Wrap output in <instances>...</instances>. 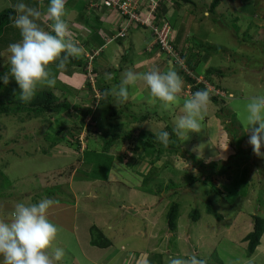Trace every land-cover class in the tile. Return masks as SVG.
<instances>
[{"label":"rangeland","instance_id":"rangeland-1","mask_svg":"<svg viewBox=\"0 0 264 264\" xmlns=\"http://www.w3.org/2000/svg\"><path fill=\"white\" fill-rule=\"evenodd\" d=\"M193 1L192 4L186 0H172L170 10L174 11V16L170 15L168 21L178 27L182 36L178 47L190 56L193 64L198 63L197 70L187 65L185 57H182L185 63L182 66L176 58L172 60L166 54L160 58L159 52L153 57H139L143 59L137 67L136 56L144 53L140 48L145 46L140 34L135 33L136 56L125 53L126 59L121 63V55L117 52L112 61H105L106 64L96 62L95 66L101 67L103 74H99L101 80L98 82L91 74L92 91L84 83L86 69L83 64H67L60 71L59 74L64 71L72 83L58 75L55 87L43 88L51 89L58 98L70 103L66 110L47 112L44 116L31 113L1 117L0 205L3 207L0 219L10 218L8 214L16 202L30 204L44 197L54 199L57 203L49 210V219L60 232L53 247L62 248L64 252L58 264H93L84 257L82 239L90 224L111 240L113 251L124 246L123 249L134 255L131 264H137L143 252H147L148 264H167L169 257L191 254L206 259L207 264H264V234L252 256H247L243 242L252 230L251 215L264 216V156L254 154L248 143L250 132L245 131L248 98L264 95V0H221L215 12L210 10L213 0ZM18 2L21 0H0V12L14 8ZM22 2L39 6V0ZM157 2L153 0L155 5ZM73 7L72 10L67 7L71 13L72 34L86 49V55L91 56L89 46L82 40L86 23L88 35H92L91 23L87 13L73 10ZM42 26L48 28L47 23L42 22ZM139 31L150 35L149 31ZM21 39L18 29L12 25L5 28L0 37V70L8 64V46ZM149 43L153 45L154 40ZM113 46L104 48L103 57L114 53ZM146 48L153 50L151 46ZM210 48L219 50H208ZM99 54L97 51L92 56ZM86 55L79 60L90 59ZM108 66H114L110 74L117 75L120 81L128 69L147 72L157 68L166 72L171 68L177 71L184 80L180 104L165 110L160 101L150 96L143 81L128 86L126 102H118L113 97L102 101L99 85L118 86L113 79H105L104 69ZM91 68L89 63V72ZM181 68L184 75L196 80L195 85L206 84L212 91L209 95L218 94L213 91V84L220 83L222 90H227L222 98L224 102H210L201 132H190L184 139L179 138L177 152L164 147L151 152L144 141L133 144L126 140L109 145L106 134L118 123L123 124L126 134L132 135L142 131L155 135L161 130L169 131V126L174 127L176 119L183 114V100L194 93V85L179 72ZM209 68L223 72L224 77L217 71L209 73ZM13 81L11 78L7 85L15 84ZM233 89L238 94L232 100L228 94ZM69 94L74 96L73 102L68 99ZM74 106L92 108L84 123ZM221 107H226L224 113L220 112ZM146 115L148 120L143 118ZM62 127L66 129L60 133ZM155 139L159 142L156 135ZM170 142L173 143L171 138ZM134 145L140 148L135 150ZM106 148L108 154L137 173L144 176L151 172L148 182L136 181L130 172L127 184H139L135 188L127 189L115 180H89L92 175H100L97 168L100 170L104 159L98 157L96 151L104 153ZM84 150L89 151L88 160L84 159ZM261 151L264 152V148ZM70 166L73 167L71 176L62 177ZM216 188L220 192H216ZM208 201H212L220 219L208 212ZM172 202H178L179 211L177 227L169 231L166 215ZM195 208L201 211L198 221L190 218ZM110 225L112 231L108 229ZM116 228L122 235L115 232ZM154 246L156 248L152 249ZM108 250L99 248L98 254L88 253L94 262L98 258L108 260V264H126L125 255L117 257L119 253L116 252L112 258ZM151 250V254L148 253ZM152 256L154 258H150ZM0 264H3L1 258Z\"/></svg>","mask_w":264,"mask_h":264},{"label":"clouds","instance_id":"clouds-1","mask_svg":"<svg viewBox=\"0 0 264 264\" xmlns=\"http://www.w3.org/2000/svg\"><path fill=\"white\" fill-rule=\"evenodd\" d=\"M146 1L151 4V12L147 14L145 9L142 16L148 20V24L133 22L127 27L126 34L119 37L129 36V27L140 26L147 29L159 52H164L172 60L176 58L177 63L180 62L184 66L181 50L174 44L180 32L175 30L168 18L158 22L152 12L161 7L166 0H158L156 5L153 0ZM66 4L67 0H49L45 9L44 0H39L38 7L29 6L21 0L14 5L16 16L12 26L19 30L22 39L8 46L7 63L10 69L0 79L5 85L11 78L15 79L21 90L18 98L22 102H31L39 89L55 87L56 73L66 68L70 58L80 59L86 55V49L72 34L71 13ZM42 22L48 24L47 29L42 26ZM163 24L169 27V43L176 55L168 53L162 47L154 31V27ZM119 31H122L121 28ZM105 79L111 81L113 77L106 73ZM138 81H143L147 85L150 96L160 101L165 110L172 105L180 104L184 80L171 68L166 72L157 68L147 72L128 69L123 74L120 85L105 89L102 96L105 99L113 97L118 102H126L129 98L128 86L135 85ZM216 91L218 94L221 92L222 97L226 95L223 90ZM210 102V95L206 90H198L185 98L183 114L176 119L173 133L184 139L190 132H201L202 121ZM245 112L247 125L245 131L250 132L248 143L252 146L254 154L264 156V152L261 151L264 148V95L248 98ZM155 135L165 147L168 146L171 136L169 131L161 130ZM56 203L49 197L30 204L16 202L8 214L10 218L0 219V257L3 258V264H58L61 261L63 249L53 247L60 229L49 219V210ZM2 207L3 205H0V208ZM167 264H207V260L191 254L186 257H169Z\"/></svg>","mask_w":264,"mask_h":264},{"label":"trees","instance_id":"trees-1","mask_svg":"<svg viewBox=\"0 0 264 264\" xmlns=\"http://www.w3.org/2000/svg\"><path fill=\"white\" fill-rule=\"evenodd\" d=\"M44 1L49 3V0H44ZM186 1L190 2L192 4L194 3L193 0H186ZM220 2H221V0H213L211 5H210V10L212 12H215V9H216V7L219 6ZM95 3H97V5L96 6L94 5L92 7V9L99 10V9L105 8V9L114 10L116 12H119L117 9L108 7L105 4L101 3L100 0H93V1L86 0V6L89 8L91 7V4H95ZM140 4H141V8L138 9L137 11L141 15H144L145 9H146L147 14L151 12V10H150L151 4L149 3V1H146V0L144 2L141 1ZM162 5L163 4H161V7H162ZM161 7H157L156 9L152 10V12L155 15L156 19L158 20V22H161V21L167 19L166 13L168 11L163 10ZM96 10H94V11H96ZM83 13H86V11H83ZM98 13H100V12H98ZM102 13H104L103 10H101V15H102ZM15 16H16V12H15L14 8H7V9L3 10L2 12H0V37L3 35L5 28L12 25V21L15 18ZM100 18L101 17L98 15L97 19L99 20ZM124 20H125V24L122 27H120L121 30L124 27H126V24L128 23L127 17H125ZM96 28L97 27H95V29ZM120 28L113 30L109 34L107 32L100 33L99 31L94 30L92 33V35H94V37H92V35H91L89 39L86 38L85 40H83V42L85 41V43L89 46L88 51L91 54V56H88V55H86V56H88L90 59L86 58L84 62H83V60L73 59V58H70V60H69V63H68L69 65H73V64H78V65L83 64L84 65V69H86V71L84 73L85 74L84 83H87L89 85L88 89L91 91L93 90V89H91V85H90L91 74L95 77L97 82L99 80H101L100 79L101 77L99 74H103V72H102L101 67H99L98 65L104 64V63L106 64L105 61L110 60L108 57H106V55L103 57L104 48H105L104 45H107L108 42L109 43H122L124 41V39L128 38V36H125L124 38L116 36V34H118L120 32L119 31ZM131 28L132 27L128 28L129 32H130ZM85 31H87V30H85ZM79 33L80 32H78V34ZM102 35L104 37H102ZM180 42L182 43V36L177 37L174 41L175 47L177 49H179L178 45ZM98 45H100V47L97 48ZM131 50L132 49H130V51ZM208 50L216 51V50H219V48H210ZM97 51H99V53H100L99 55H101V57L99 55H95V57L92 56ZM181 51H182V49H181ZM161 54H164V52L163 53L161 52ZM181 54H182L183 58L185 57L184 59H186L187 65H189V67L192 70H197V68H198L197 64L198 63L193 64L192 59H190V56H187V55L183 54L182 52H181ZM107 56H109V55H107ZM96 62L98 64L97 66H95ZM89 63L92 66L90 72L88 69ZM112 68H114V66H112V67L108 66L104 69V71H106V73L110 74V73H112ZM9 69H10V65L9 64L5 65L2 68V70H0V77H2L5 73H7L9 71ZM183 71H184L183 68H181L179 72L184 75L185 73H183ZM208 71H209V73H210V71H217L221 75V77H224V75L221 74L223 72H221L217 69L209 68ZM59 73H60V71L56 73L57 77H58V75H60L61 78H65V80L68 83H72V82H69L70 77L66 76L64 71L61 74H59ZM184 76L192 85H194V87L192 89L193 92H196L198 90H206L209 93L212 92V91L208 90V87L204 83H199V84L195 85V83H196L195 79H193L188 74H186ZM78 77L80 78V81L81 80L83 81L82 77H80V76H78ZM1 80L2 79H0V119H1V117H10L11 115L22 116L23 114L28 115L31 113H33L34 116H40V115L44 116L47 112L61 113L62 111L66 110L69 107L70 103L68 104V103H66V101L58 98L56 96V94L51 89H43V88L39 89L37 91L35 97L31 100V102H28V103L22 102L18 98L21 90L19 88V85L16 83L15 79L13 81V82H15V84H12L11 86L4 85L1 82ZM75 80L76 79H74V81ZM120 80L121 79L118 78L117 75H114L112 82L116 83L117 85H120V83H121ZM213 86H214L213 91H215V92H216V90H222L223 89L221 87L220 83L217 85L213 84ZM99 87H100L99 90H100L101 94L103 93V91L105 89H107L106 86L99 85ZM224 90L227 91L226 89H224ZM237 94H238L237 91L235 89H233L232 92L230 94H228V96L233 100V99H235L234 97H236ZM241 96L244 97V93L241 94ZM101 98H103L102 101H104L105 98L103 96ZM222 98H224V97L220 96L219 94L210 95V100L213 103H218L220 100H222V102H224V100ZM68 99L70 100V102H73L74 96L69 94ZM74 108H75L77 115L80 117V120L82 123H84L85 118L92 111V108L90 106H85L83 108H81L79 106H74ZM224 108H226V107H221L220 112L224 113V111H225ZM143 118L148 120L149 116L146 115ZM123 127L124 126L122 123H118V124L114 125L112 130H110L106 134L107 135V142L109 145L116 143V142L126 141V140H129L130 143H133V144L144 141V145L147 147V149H150L151 152H154L157 149L159 150L163 147L164 148H170L171 150H173L175 152H177L179 150L180 143H179V141L177 142V140H179V138L173 133V131H172L173 127H171V126H169L167 129L171 133L170 138L173 140L174 144L169 142L167 147H165L160 141L157 142L155 139V135L151 132L142 131L138 135L126 134L123 130ZM65 129H66L65 127H62L59 132L61 133V132L65 131ZM139 148H140L139 145H134L135 150H138ZM106 149L107 150H106V152L104 151V153L96 151L97 156L100 158H104V159H103L102 165L100 166V170L97 168V171L100 172V175H92L89 180L94 181V182L96 179L106 180V181L115 180L118 184L121 183L124 186L128 187L127 189L135 188L139 185L138 184L136 186H132V185L127 184V181H129V177L131 176V174H134L136 181H138L140 183L141 182L145 183L146 180L148 182L149 176L152 174L151 172L144 174V176L139 172L137 173L133 169L129 168L128 165L124 164L120 159L113 157V155H111V154H108L107 153L108 148H106ZM84 151H85L84 152V159L88 160L87 154L89 151L88 150H84ZM119 167H121L122 169L120 170ZM67 168L68 169L63 172L62 177L63 176H69V175L71 176V173L73 171V167L70 166ZM91 172H94V171L91 169ZM215 190H216V192H220L217 188ZM178 211H179L178 202H172L170 204V207H169V209L167 211V215H166V218L168 220L167 224H168L169 229H170L169 231H174L177 227ZM208 212L215 215L216 218H218V219L221 218V215H219L217 213L216 209L214 208L212 201H208ZM200 217H201V211L199 209L195 208L191 211L190 218L193 221H198L200 219ZM251 218H252V223H251L252 224V230L243 238V242L246 244L247 256H252L256 252V249L260 245L261 238L264 234V216H262L260 214H252ZM95 228H96L95 226L92 228V243L94 245L101 247V248L110 247L112 244L111 240L107 236H105L102 233V231H100V233H99L98 232L99 229L96 230ZM0 258H1V260L3 259L2 257H0ZM219 264H221V263H219Z\"/></svg>","mask_w":264,"mask_h":264},{"label":"crops","instance_id":"crops-1","mask_svg":"<svg viewBox=\"0 0 264 264\" xmlns=\"http://www.w3.org/2000/svg\"><path fill=\"white\" fill-rule=\"evenodd\" d=\"M73 2H75V5L73 4ZM170 2H172V0H167L162 5V9L168 11L166 13V17L169 20H170V15L174 16V11L172 12V10H170L171 9ZM48 4H49L48 2L44 1V5H46V8H47ZM79 4H80V6H79ZM66 7H69V10H72V7H73V10H76V11H79V12L86 11V13L88 15V18L90 20L88 22L91 23V25H89L90 26L89 29H90L91 33H93L94 30H97L100 33L107 32L109 34L113 30L118 29V28L122 27L125 24L124 18L122 16H120V14L118 12H116L114 10L105 9V8L96 10V9H92L93 6H91L89 8V7L86 6V0H67ZM94 10H96V11H94ZM101 10H103V12H104V13H102V15H101ZM98 12H100V13H98ZM98 15L101 17L99 20L97 19ZM85 25L86 26L83 29V32L85 34L83 35L82 40H85L86 38H88V39L90 38V36L88 35V24L86 23ZM172 25L175 28V30H177L178 27L176 26V24H172ZM93 27H97V28L93 29ZM139 29L140 30H144V31H148L147 29H144V28H142L140 26L132 27L130 29V34H129L128 38L124 39V41L122 43H109L108 42L107 45H109V46L114 44V46H113L114 53H112V54L108 53L107 55H109V57L107 55H106V57H108L112 61L113 57L118 52L121 55V57L119 59V62L122 63L124 61V59H126L125 58V53L135 55L134 54V50L137 47L135 45L134 40H133V34H135V33H139L140 34V41H143V43H144L143 46H145V48H140V49H144V53L142 52L138 56L135 55L138 58L137 61H136V66L137 67L141 66V65H139V66L137 65L139 60L143 59V58H139V57L144 56V57L147 58V57H153L154 55H156V53L159 52V48L156 45H154V43H153V45H150L149 42L153 41V39L150 37V35L149 36H145V34L144 35L141 34ZM85 30H87V31H85ZM137 30H138V32H137ZM107 45H104V47H106ZM149 46H151V47L154 46L152 51L151 50L149 51V48L148 49L146 48V47H149ZM130 49H132V50L130 51ZM140 52L141 51H139V53ZM159 54H160V58H161V53L159 52ZM160 58L156 62H158L160 60ZM134 66L135 65H133V67ZM145 66H147V65H144V67ZM49 217H51V216H49ZM94 226H93V224H90L88 226V233L86 235L82 236V239L84 240V244H85V248L83 247V250L85 251V252L83 251L85 253L84 257L88 261L93 263V264H108V260H105V259L102 260V259H98L97 258L96 262H94L91 259V255H89V253H88V251H92V252H96L98 254V249L101 248V247H99L97 245H94L92 243V228ZM117 228H116L115 232L120 234L122 231L121 230L117 231ZM108 229L112 231V226L110 225ZM120 235H122V234H120ZM113 247H114V244L113 245L111 244L110 247L104 248V249H109L107 252H110L112 258H114V256L117 255L116 252H118L119 255L117 257H124L122 255H125L124 261H126V264H131L130 261L135 259V256L134 255L133 256L130 255L128 253V251H126L127 250L126 248L123 249L124 246H122L121 249H116L115 250V248H114L115 251H113ZM154 248H156V246H154L152 249H154ZM152 251L153 250L148 251V253L150 252V254H151ZM150 258H154V257L152 256ZM148 262H149V257H147V252H143L142 254L140 253V258H139L137 264H148ZM157 264H159V263H157Z\"/></svg>","mask_w":264,"mask_h":264},{"label":"built area","instance_id":"built-area-1","mask_svg":"<svg viewBox=\"0 0 264 264\" xmlns=\"http://www.w3.org/2000/svg\"><path fill=\"white\" fill-rule=\"evenodd\" d=\"M93 1V0H91ZM101 3L108 7L115 8L119 13L125 18L127 17L128 23L126 27L117 36H124L126 34V29L133 22H142L148 24V20L144 19L143 16L137 11L141 8V0H100ZM96 6L97 3L93 4ZM154 31L158 36V39L162 47L170 54L176 55L177 53L173 49L172 45L169 43V27L167 24L159 25L154 27Z\"/></svg>","mask_w":264,"mask_h":264}]
</instances>
